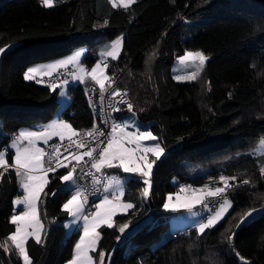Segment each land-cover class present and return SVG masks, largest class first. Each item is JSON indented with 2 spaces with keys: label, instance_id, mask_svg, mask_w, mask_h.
<instances>
[{
  "label": "trees",
  "instance_id": "trees-1",
  "mask_svg": "<svg viewBox=\"0 0 264 264\" xmlns=\"http://www.w3.org/2000/svg\"><path fill=\"white\" fill-rule=\"evenodd\" d=\"M105 19L108 24L101 26ZM120 37L123 52L107 62L108 74L120 75L117 85L129 91L135 118L159 138L166 154L155 165L149 202L141 198L145 185L130 179L124 199L136 208L115 220L136 225L153 215V222L121 246L116 228L99 229L98 252L107 254L105 264H242L236 252L250 264H264V214L236 227L245 211L264 206V156L247 153L264 137V0H137L128 10L113 9L108 0H55L51 9L40 0H0V47L12 46L0 63V150L20 130L52 121L60 108L58 90L23 78L29 67L87 48L84 63L90 69L100 47ZM202 50L209 61L201 77L176 82V59ZM69 96L61 119L78 131L90 129L95 118L81 85H71ZM121 109L118 122L132 114ZM13 154L7 151L9 164ZM198 169L207 174L197 175ZM66 172L49 174L48 195L40 202L43 242L27 244L33 264H66L79 240V232L66 240L69 216L62 205L73 192L62 190L59 177ZM221 175L251 181L228 192L233 210L227 218L202 235L194 229L168 233L167 196L183 185L221 186ZM20 194L10 168L0 182V243L15 230L10 218ZM232 233L230 245L226 237ZM174 235L176 240H168ZM0 264H22V259L0 248Z\"/></svg>",
  "mask_w": 264,
  "mask_h": 264
},
{
  "label": "snow or ice",
  "instance_id": "snow-or-ice-1",
  "mask_svg": "<svg viewBox=\"0 0 264 264\" xmlns=\"http://www.w3.org/2000/svg\"><path fill=\"white\" fill-rule=\"evenodd\" d=\"M113 9L123 8L128 10L137 0H108ZM45 8H53L55 0H40ZM105 19L103 25L108 24ZM123 38H117L101 52V56L110 57L116 60L120 56ZM10 46L0 47V55L4 54L6 48ZM82 52L63 59L55 60L46 65L29 67L24 73L25 80H36L37 76L53 77L60 75L62 70H68L69 66H73L77 71H72V77L80 82H84L86 78H90L99 86L100 100L103 104L105 93H108L109 104L111 109L107 113V117H111L112 112L122 111L118 105H125L128 112L135 117L134 105L130 100L125 99L128 96L126 90L114 87L116 80L114 76H109L107 63L97 62L90 69L83 66L81 57ZM156 55L153 52L145 63L152 60ZM209 57L202 51H187L179 58L182 64L191 62L192 71L185 75H175L174 79L196 81ZM37 83L41 82L36 80ZM67 79H61L59 83H52L49 87L55 91L64 85H67ZM210 84V82H209ZM110 90V91H109ZM209 91L210 86H209ZM65 95V93H61ZM112 101H115L113 103ZM92 106V101H89ZM100 114L105 115L103 107ZM107 124L108 119L102 121ZM110 130L101 128L98 124L93 123L88 130H77L71 123L62 119H56L44 126L41 130H20L12 140L10 149L14 150L12 155V163L9 164L7 156L8 149L0 150V182L3 181L5 173L11 168L14 170L22 193L14 200V205L23 210L18 211L10 218V223L15 226V230L10 232L0 243V248L5 252H15L18 257L22 258V264H33L29 255L27 244L29 239H34L36 243L43 242L44 224L42 222L41 213L39 211V203L42 202L43 196H47L45 191L50 183L49 174L55 173L59 169H68L66 174L59 177L60 181L66 185L75 186L70 198L62 205V210L75 221H82V232L79 240L74 246V253L67 264H105L106 253L99 251L98 262L92 255L98 249V243L101 239V233L98 229L105 226L109 229L116 228L121 238L130 227V221L116 224L114 218L118 213L127 214L129 210L135 209L136 205L123 199L125 193L122 182L117 177H107L104 175L106 169H121L124 173L137 174L145 184L143 197L147 198L151 190V177L153 174V166L157 160L165 152V148L158 142L159 138L150 130H141L135 126L134 121L113 122L110 124ZM129 128H135L129 131ZM77 137H86L87 139ZM58 141V142H54ZM52 142V143H50ZM145 142H154L150 146H144ZM43 144L48 146L51 151H47ZM260 150L264 152V137H261ZM149 154L155 159H149ZM87 158V159H86ZM90 164V167H89ZM84 174L85 177L92 179V191L88 192L86 188H82L77 184V169ZM261 176L264 177V165L260 167ZM97 174H100L98 176ZM103 178V179H102ZM106 181V182H105ZM219 181L223 186L211 188L204 185L200 188H193L192 185H183L179 192L169 194L163 204V208L167 211L176 212L180 209H186L191 212L195 205L200 204L208 208L205 203L209 198H219L218 207L213 210L206 222H202L197 226L198 234L202 235L207 229L215 227L228 214L233 207L232 202L227 199L226 193L229 189L239 186V184L248 185L250 180L237 181L235 176L219 177ZM232 181L233 183H230ZM102 187L104 195L99 198V202L92 205L93 210H88L89 194L96 195ZM254 186V185H253ZM55 195V192L51 193ZM184 194H188L185 196ZM258 212L264 213V206L257 209L255 207L245 211L239 217L236 225L238 228L241 224L252 219ZM230 231V230H229ZM234 233L226 237L231 245ZM10 242V246H9ZM236 256L242 261V264H250L244 257L236 252Z\"/></svg>",
  "mask_w": 264,
  "mask_h": 264
},
{
  "label": "rangeland",
  "instance_id": "rangeland-1",
  "mask_svg": "<svg viewBox=\"0 0 264 264\" xmlns=\"http://www.w3.org/2000/svg\"><path fill=\"white\" fill-rule=\"evenodd\" d=\"M46 9H49V8H46ZM123 44H124V42L122 43V49H121V52H120V56H121V54L123 52ZM11 48H12V46L7 47L5 53H7ZM78 51L83 53V55L81 57V61H82L83 66L85 68H87L86 64L84 63V60H85V58H86V56L88 54V49L87 48H81V49L75 51L74 53H72L71 55L75 54ZM202 52L205 55H207V51L202 50ZM5 53L2 54V55H0V63H1V59L3 58V56L5 55ZM97 56L99 57V59H98L97 62H102V63H107L108 61L114 62V61H117L119 59L118 58L116 60H112L110 57H106V56H105V58H103L101 56V47H100V51L97 54ZM208 61H209V59H208ZM208 61L206 62V64L208 63ZM52 62H54V61H52ZM48 63H51V62H48ZM48 63L37 64V65H34L32 67L40 66V65H46ZM70 68L72 69V68H75V67L69 66V69ZM204 69H205V67H204ZM204 69H203V71H204ZM192 70H193V68L191 66V62H186V63L182 64L180 62L179 58H177L174 66H173V69H172L173 78H174L175 75H185V74H187L188 72H190ZM203 71H202V73H203ZM202 73H201V75H202ZM77 74H79L78 71H77ZM107 74H108V70H107ZM201 75H200V77H201ZM54 76H56V75H54ZM45 78H50V77H46V76L42 77V76L38 75L37 78H36V80L45 79ZM36 80H27V81L28 82H36ZM174 80L176 82H178V83H181V84L194 82V81H187V80H180V81H178L176 79H174ZM89 83L90 84L92 83L94 85V87H96L97 89H99V86L96 85L93 81H91L90 78H86L84 82H80V81L74 80V84H72V85L73 86H78V85L86 86V84H89ZM70 87H71V85L70 84H67V85L62 86L61 88L56 89V90L59 91L60 108H59L58 112L56 113V115L54 116V118H53L52 121H54L56 119H61L63 113L70 106V104H71V97L69 96V88ZM62 92L65 93V95L62 96L61 95ZM52 121H50L49 123H51ZM122 121H134L135 126L139 127L141 130H149V128H147V127H142L141 124L137 121V119L132 116V114L129 115L128 117L122 119L119 122H122ZM49 123L37 125V126H35L33 128H24L22 130L38 131V130H41L44 126L48 125ZM134 130H135V128H129V131H134ZM1 137H0V139H2ZM158 142L160 143V141H158ZM151 143H154V142H145V145L144 146H150ZM259 144H260V142H259ZM259 144L255 148H253L250 151H248L247 153L250 154V155H252V156H258V157L262 156L263 157L264 156V152H262L260 150ZM10 145H11V143L8 145L7 149L10 150V151H12L14 153V150L10 149ZM40 146H42V144ZM165 154H166V152H164V154L161 156V158L156 161V163L153 166V171H154L155 165L165 156ZM6 158L8 159V155L6 156ZM149 159H155V157H153V156H151V154H149ZM8 162H9V159H8ZM2 170L3 169H0V171H2ZM107 171H108V176L107 177H117L122 182V187H123L124 193L126 192V184H127V182L130 179H135V180L140 181V182L143 183L142 179L137 174L124 173L121 169H107ZM196 174L197 175H203V174H207V172H206V170L198 169V170H196ZM173 185L174 186H178L179 185V182L177 180H174L173 181ZM216 185H218V184H216ZM151 187H152V180H151ZM210 187L211 188H215L214 187V184H212ZM19 189H20V192L22 193V189L20 188V186H19ZM62 190L63 191H74L75 190V186H73V185H66V184L63 183ZM150 193H151V190H150ZM184 195L187 196L188 194H184ZM141 198H142V200H144L146 202H149L150 195L147 198H145L141 194ZM123 199H124V197H123ZM209 199H213V198H209ZM227 199H229V198H227ZM98 202L99 201H97L96 203H98ZM232 204H233V202H232ZM132 210H129L128 213H130V211H132ZM232 210H233V207L229 210L228 214L224 217V219H222L215 227H213L211 229H214L219 224H221L227 218V216L231 213ZM39 211H40V203H39ZM163 212L168 217V223H169L168 233H170V234L177 233L178 231H185V230H188V229H194V230L197 231V226L200 223H202V222H206L207 218L210 215L213 214V211H211L209 208L203 207V205H200V204L195 205L191 212L187 211L186 209H180L179 211H176V212L167 211V210L163 209ZM262 214H264V213L258 212L252 219L248 220L246 223L253 221L257 217L261 216ZM123 215H125V214L118 213L117 216L114 218V222H115V220H116L117 217L123 216ZM41 218H42V215H41ZM153 220H154V216L153 215H149V216L145 217L141 222H139L136 225H131L130 224V227L126 230L125 234L123 236H121V238L119 239V246L123 245V243L125 242V240L128 237H130L131 235H133L137 230H139L140 228H142L145 225L151 224L153 222ZM42 222L44 224V231H45L46 222H45V220L43 218H42ZM246 223H243V224H246ZM64 226H65V229H66V240L67 239H70L74 233L79 232L81 234V232H82V221H75L74 218H72L70 216H69V219L64 223ZM101 227H103V226H101ZM164 241L165 240H162L161 242L157 243L154 246V248H157L158 246H160ZM99 244H100V241L98 243V249H99ZM98 249H97V252L96 253H92L93 256H94V254H97L98 253ZM106 256H107V254H106ZM94 258L98 262V259L99 258L98 257L96 258L95 256H94ZM105 262H106V260H105Z\"/></svg>",
  "mask_w": 264,
  "mask_h": 264
},
{
  "label": "built area",
  "instance_id": "built-area-1",
  "mask_svg": "<svg viewBox=\"0 0 264 264\" xmlns=\"http://www.w3.org/2000/svg\"><path fill=\"white\" fill-rule=\"evenodd\" d=\"M103 58H105V56ZM87 69H89V68L87 67ZM72 71H77V70L75 68H72V69L70 68L68 70H62L60 75H56L52 78L40 79L41 82H39V83L41 85H44V86H49L52 83H59L61 79H67L69 81L68 84L72 85V84H74V80H75L71 75ZM109 76H114V78L116 80L114 87H118L117 83H118L120 75L114 74V75H109ZM81 87L85 91V94L87 96L88 101H90V100L92 101V106H90V107H91V111L93 113V116L95 118V123L98 124L101 128H104L105 130H110L109 126L113 122V120L118 123L115 116L120 111L119 112H112L111 117L110 118L107 117V113H109L111 111V109L108 107V104H109L108 93H105L104 102H103V104H101L99 89H97L96 87H84L83 85H81ZM121 90H123V89H121ZM127 92H128V96H126L125 99L129 100L128 99L129 98V91H127ZM112 102L115 103V101H112ZM123 106H125V105H123V104L118 105V107H120V108H122ZM101 107H103V109H104V113H105L104 116H102L100 114ZM105 119H108L107 124L102 123V121ZM80 138L87 139L86 137H77V139H80ZM43 147H45L47 151H51V149L48 148V146L44 145ZM89 167H90V164H89ZM66 170L68 171V169H59L57 172L50 173V174H56L60 171H66ZM97 175L100 176V174H97ZM104 175L108 176L107 169L105 170ZM77 176L79 177L77 180V184L82 188H86L88 190V192L91 193L92 188H93L91 177H85L79 168L77 169ZM96 187L101 188V190L96 195L89 194V204H88V210L89 211L93 210L92 205H94L97 201H99V198L105 194V193H103L102 187L100 185H97ZM230 190L231 189H229L227 191L226 196H228V192ZM218 200H219V198H213V199L207 200L205 203H207L209 205L208 208L211 211H213L214 209H216L218 207ZM177 238H178V236L174 235V236L168 238V240H176Z\"/></svg>",
  "mask_w": 264,
  "mask_h": 264
},
{
  "label": "crops",
  "instance_id": "crops-1",
  "mask_svg": "<svg viewBox=\"0 0 264 264\" xmlns=\"http://www.w3.org/2000/svg\"><path fill=\"white\" fill-rule=\"evenodd\" d=\"M107 44H105V45H103L102 46V48H101V52L103 51V50H105L106 48H107ZM54 142H58V141H54ZM50 143H52V142H50ZM44 145L42 144V146L41 147H43ZM217 184V183H216ZM214 185V187H217L218 185ZM209 186H211V185H209ZM220 186V185H219ZM222 186V185H221ZM15 209H16V212H15V214H18V211H20V210H23L22 208H20V209H18L16 206H15ZM45 230H46V228H45ZM44 233H45V231H44ZM44 233H43V237H44ZM102 235H101V239H100V243H101V241H102ZM29 240H31V239H29ZM99 246H100V244H99ZM99 250V249H98ZM106 260H107V256H106Z\"/></svg>",
  "mask_w": 264,
  "mask_h": 264
}]
</instances>
